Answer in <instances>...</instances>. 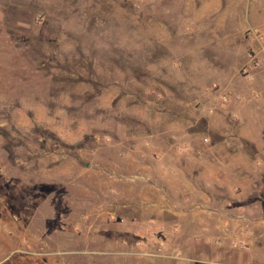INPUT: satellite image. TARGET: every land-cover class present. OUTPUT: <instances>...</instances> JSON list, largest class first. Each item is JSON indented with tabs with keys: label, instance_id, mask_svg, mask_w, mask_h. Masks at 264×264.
I'll return each instance as SVG.
<instances>
[{
	"label": "rangeland",
	"instance_id": "obj_1",
	"mask_svg": "<svg viewBox=\"0 0 264 264\" xmlns=\"http://www.w3.org/2000/svg\"><path fill=\"white\" fill-rule=\"evenodd\" d=\"M246 105L264 0H0V264H264Z\"/></svg>",
	"mask_w": 264,
	"mask_h": 264
},
{
	"label": "crops",
	"instance_id": "obj_2",
	"mask_svg": "<svg viewBox=\"0 0 264 264\" xmlns=\"http://www.w3.org/2000/svg\"><path fill=\"white\" fill-rule=\"evenodd\" d=\"M262 106H263V104H261ZM264 109V108H263ZM262 109V110H263ZM262 110H258L257 108H254V107H252V106H249V105H246L245 107H242V106H240V107H238V109H237V112H239V113H245V115H244V117L246 116L247 117V119L248 120H250V118H251V120L253 121V117L256 119V117L258 116V115H261L260 116V118H259V123L258 124H255L254 125V127H252V129H256V130H260V125L262 124V119H263V112H262ZM246 119V120H247ZM242 128V127H241ZM243 129H244V133H241L240 134V136L241 137H243L244 139H247V140H249V141H251V142H253V138L247 133V127L245 126L244 128H242V131H243ZM236 146L237 147H240L241 146V144L240 145H237L236 144ZM256 148H257V150L259 151V152H261V155L263 156V158H264V146H259L258 144H256ZM238 149V148H237ZM264 188V187H263Z\"/></svg>",
	"mask_w": 264,
	"mask_h": 264
},
{
	"label": "built area",
	"instance_id": "obj_3",
	"mask_svg": "<svg viewBox=\"0 0 264 264\" xmlns=\"http://www.w3.org/2000/svg\"><path fill=\"white\" fill-rule=\"evenodd\" d=\"M249 32H250L252 35L257 36V32H256L255 29H251Z\"/></svg>",
	"mask_w": 264,
	"mask_h": 264
}]
</instances>
